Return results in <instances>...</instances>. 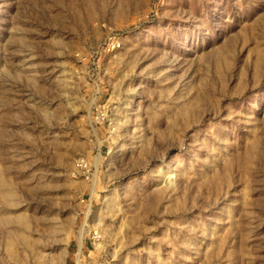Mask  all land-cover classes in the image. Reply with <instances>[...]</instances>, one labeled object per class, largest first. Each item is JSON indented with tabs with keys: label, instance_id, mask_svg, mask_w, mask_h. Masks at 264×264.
<instances>
[{
	"label": "rangeland",
	"instance_id": "rangeland-1",
	"mask_svg": "<svg viewBox=\"0 0 264 264\" xmlns=\"http://www.w3.org/2000/svg\"><path fill=\"white\" fill-rule=\"evenodd\" d=\"M0 264H264V0H0Z\"/></svg>",
	"mask_w": 264,
	"mask_h": 264
},
{
	"label": "bare ground",
	"instance_id": "bare-ground-1",
	"mask_svg": "<svg viewBox=\"0 0 264 264\" xmlns=\"http://www.w3.org/2000/svg\"><path fill=\"white\" fill-rule=\"evenodd\" d=\"M81 243V241H79Z\"/></svg>",
	"mask_w": 264,
	"mask_h": 264
}]
</instances>
